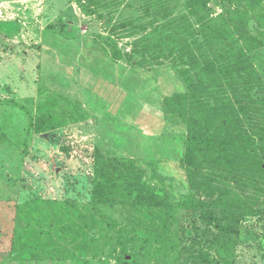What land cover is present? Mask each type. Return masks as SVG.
<instances>
[{"label":"rangeland","instance_id":"1","mask_svg":"<svg viewBox=\"0 0 264 264\" xmlns=\"http://www.w3.org/2000/svg\"><path fill=\"white\" fill-rule=\"evenodd\" d=\"M186 2L0 0V264H264V181L190 161L166 105L199 58Z\"/></svg>","mask_w":264,"mask_h":264},{"label":"trees","instance_id":"2","mask_svg":"<svg viewBox=\"0 0 264 264\" xmlns=\"http://www.w3.org/2000/svg\"><path fill=\"white\" fill-rule=\"evenodd\" d=\"M208 1L186 2L203 36L194 35L193 46L199 58L191 65L190 71L195 74L181 72L188 94L167 97L166 105L176 111L179 100L188 101L178 114L190 131L184 140L190 161L201 155L199 164L264 181V83L249 57L264 42L246 29L251 12L257 13L256 18H264V0H240L235 10L227 12L230 19L226 25L218 24L209 14ZM61 32L67 39L76 36L71 26ZM48 119L43 115L37 120L38 131ZM192 166L190 173L194 161ZM210 188L211 193L224 192L215 186ZM130 189L135 188L125 190ZM186 205L190 210L199 207L194 198Z\"/></svg>","mask_w":264,"mask_h":264}]
</instances>
